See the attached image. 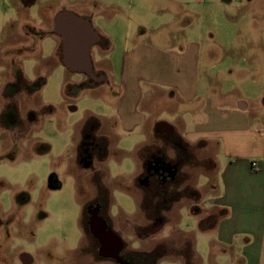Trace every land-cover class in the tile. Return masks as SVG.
I'll return each instance as SVG.
<instances>
[{"label": "rangeland", "instance_id": "1", "mask_svg": "<svg viewBox=\"0 0 264 264\" xmlns=\"http://www.w3.org/2000/svg\"><path fill=\"white\" fill-rule=\"evenodd\" d=\"M121 1L130 5L132 0ZM105 2L37 0L29 8H16L11 0H0V264H88L79 250L85 236L82 207L99 189L109 191V212L129 248L151 251L162 245L175 255L192 236L196 253L203 256L211 233L204 228L214 219L204 201L212 191L214 150L212 143L189 145L180 135L188 139L201 128L208 104L235 107L243 101L250 117L264 111V0H166L169 8L182 10L181 25L190 28L164 43L179 40V48L199 52L197 97L185 101L171 87L150 96L158 88L146 80L139 86L143 98L133 107L121 104L125 90L117 80L119 71H111L105 61L120 67L125 48L119 41L126 29L125 21L115 17L127 20L130 7L117 10ZM59 7L93 15L97 31L113 35L92 49L93 75L100 79L60 60V38L48 19ZM138 15L131 24L135 34L149 24ZM148 35H141L142 41ZM134 114L144 119L143 126L122 131L121 120ZM156 120L180 134L174 144L154 132ZM89 134L102 145V155L94 151L91 159L79 160ZM160 148L171 161H182L180 193L164 212L165 225L151 235L139 177L149 152L161 154ZM155 264L183 262L169 256Z\"/></svg>", "mask_w": 264, "mask_h": 264}, {"label": "crops", "instance_id": "2", "mask_svg": "<svg viewBox=\"0 0 264 264\" xmlns=\"http://www.w3.org/2000/svg\"><path fill=\"white\" fill-rule=\"evenodd\" d=\"M48 1L55 3L57 0ZM75 1L79 2L73 0ZM105 1L107 7L117 10L126 9L124 8L126 5L130 7L127 11L129 13L127 20L120 18L119 15L115 17L125 21L123 26L126 29L121 33L119 41L125 48L120 59V67L109 59L105 60L111 71L113 69L119 71L117 80L120 81V87L125 90L121 104L130 107L138 105L143 98L139 86L146 80L158 88L150 90V96L165 87H171L183 94L185 101L193 102L199 90V52L179 48V40L173 41L174 43L169 46L164 43V39H169L170 35L176 37L177 33L186 34L190 28L189 23L185 27L181 25L182 10L169 8L166 0H160L161 3L158 0H132L130 5L121 0ZM11 2L16 8L20 5L29 8L37 0ZM143 7V11L147 12L146 16L141 15ZM62 11H69L87 20L99 37L92 49L96 45L99 47L102 40L112 41L113 35L110 32L103 36L97 31L93 24V15L59 7L48 19H51L53 30L60 38L58 56L64 64L68 54L76 56L78 51L75 48L68 50L65 36L56 29V18ZM138 14L139 18L148 19L149 24L140 25L135 34L132 32L131 24ZM179 25L181 28L173 31L174 27ZM66 26L75 27L73 21L68 19ZM74 31L78 32L77 29ZM3 33H0V39ZM146 34L150 35L142 41L141 35ZM92 49L90 58L93 55ZM91 63L93 68L95 61H92V58ZM144 71L148 72L143 73ZM262 97L264 106V94ZM216 105L218 107L208 104L203 109V114L208 119L205 123L198 124L201 128L194 131L188 139L174 131L168 122L159 120L155 121L154 132L165 126L170 134H179L189 145L212 143L215 172L213 183L209 185L212 191H208L205 197L210 193L212 196L208 200L204 197V201L207 202L206 208L214 210L212 215L220 214V217H215L213 223L205 228L211 233L206 239L203 256L197 254L198 264H264V111H259V115L251 112L253 115L250 117L247 115L249 106L246 102L240 101L235 107ZM188 108L185 111H189ZM121 121L122 131H132L144 124V119H138L136 114L133 118L132 115L125 116ZM159 124L162 125L158 129ZM211 124L212 128H206ZM203 148L205 149L206 145ZM172 150L175 149L172 147Z\"/></svg>", "mask_w": 264, "mask_h": 264}, {"label": "flooded vegetation", "instance_id": "3", "mask_svg": "<svg viewBox=\"0 0 264 264\" xmlns=\"http://www.w3.org/2000/svg\"><path fill=\"white\" fill-rule=\"evenodd\" d=\"M78 70L85 75H89L92 80L100 79L101 77L99 74L93 75V68L90 71L83 69H76L75 71ZM157 132L169 143H174L176 140V135L170 134L169 129L165 126L161 127L160 131ZM85 139L88 140H85L86 144L88 142V145L84 143L85 145L81 146L82 148H80L81 151L78 159L81 160L84 158L85 160L86 157L84 155L91 159L94 151L98 157L101 156L102 145H98V140L96 141L90 134L86 135ZM96 146L98 149L95 148ZM186 150L189 151L188 148L182 149V151ZM163 152L161 150L160 154L157 149L149 152L144 159L143 170L139 177L143 193L151 194L157 205H160V203L162 205L165 203L169 204L171 199L175 198V193H180V186L177 185V179L182 161L178 159L176 162H173ZM93 196V199L84 202L81 216L82 229L85 236L83 242L80 244L79 250L82 254L85 252L83 255L87 256L89 261L87 263L143 264L147 259H152L155 250L159 249V246L162 245H156L151 251H141L133 247L129 248L120 234L122 231L114 226L116 223H114L115 218L109 212V191L99 189ZM139 229L136 230V236L138 240H141L142 234L139 233ZM149 230L146 228V231ZM143 253L150 256L146 255L143 257Z\"/></svg>", "mask_w": 264, "mask_h": 264}, {"label": "water", "instance_id": "4", "mask_svg": "<svg viewBox=\"0 0 264 264\" xmlns=\"http://www.w3.org/2000/svg\"><path fill=\"white\" fill-rule=\"evenodd\" d=\"M73 21V26H66V20ZM56 29L62 33L66 38V46L68 50L75 48L78 54L72 56L68 54L65 59V64L71 69L91 70L92 63L90 58V51L99 37L92 29L87 20L74 15L69 11H62L56 18ZM78 32H75L76 30ZM84 38H83V37ZM162 124L157 125L158 129Z\"/></svg>", "mask_w": 264, "mask_h": 264}, {"label": "trees", "instance_id": "5", "mask_svg": "<svg viewBox=\"0 0 264 264\" xmlns=\"http://www.w3.org/2000/svg\"><path fill=\"white\" fill-rule=\"evenodd\" d=\"M96 122H98V121H96ZM98 126H99V124L97 123L96 126H94V127L98 128ZM198 196H199V194H198ZM173 200H175V199L174 198L171 199L170 202H172ZM170 202H169V204L165 203L162 205L160 203V205L159 204L157 205V203L154 202V197H152L151 194L143 193V199H142L141 204L143 203L142 205L143 206L145 205L146 208L145 207L144 208H145V210L148 211L149 217L152 220L149 223V225L147 226L148 228H153L154 230L157 231L159 228H161L166 223L167 217H166L164 212L168 211V209L170 208ZM210 217L219 218L220 214H213V215L211 214ZM205 228H206V225H205ZM153 229H151V231L148 234H151V235L154 234L156 231L155 232L152 231ZM141 237H143V235H141ZM191 238H192V236L188 237V240H190V241L185 243L183 245V247L176 252L175 255H174V253L168 254L166 252V250H163L162 247L159 246V249H156L154 252V255H152L153 258L147 259V261H144L143 264H155L161 258L169 257V256H171L172 258L181 259L183 264H198V256H197V253H196L195 248H194V243L192 241L193 238L192 239ZM142 255H143V257H145L147 254L143 253ZM147 256H150V255H147Z\"/></svg>", "mask_w": 264, "mask_h": 264}]
</instances>
